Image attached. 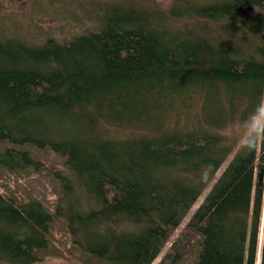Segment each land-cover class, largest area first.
<instances>
[{
	"label": "trees",
	"instance_id": "16d2710c",
	"mask_svg": "<svg viewBox=\"0 0 264 264\" xmlns=\"http://www.w3.org/2000/svg\"><path fill=\"white\" fill-rule=\"evenodd\" d=\"M143 1L111 0L68 43L0 40V179L42 175L60 197L0 182V264H153L209 187L157 264H264V142L216 178L241 138L221 123L264 99V0ZM198 99L187 132L105 134Z\"/></svg>",
	"mask_w": 264,
	"mask_h": 264
},
{
	"label": "rangeland",
	"instance_id": "374dc122",
	"mask_svg": "<svg viewBox=\"0 0 264 264\" xmlns=\"http://www.w3.org/2000/svg\"><path fill=\"white\" fill-rule=\"evenodd\" d=\"M110 1L111 0H0V40L4 38H19L33 46L43 45L48 38L55 39L61 43H68L74 37L94 30L97 25L98 14L101 13L100 17L105 14L108 5L106 3ZM120 1L122 2L123 0ZM143 2L166 11L174 5V2L170 0H145ZM179 23L183 25L186 24V21L181 20ZM213 32L217 35H221L220 32H226V30L219 27ZM200 99H198L199 102L195 100L194 104L188 108L187 100H185L182 103H174L173 106L167 107L165 110H154L153 113L151 112L152 122H147L148 120H146V122L137 121L128 126L108 127L105 129V134L112 138L124 139L145 132L159 135L174 129L187 132V125L190 124L189 122L193 118L192 116L200 111V107L198 108L199 105L201 106ZM221 125L220 132L223 135L233 139L236 137L241 138L239 139L240 141L235 151L218 171L216 178L226 169L234 158L238 148L243 143L242 135L244 123H241L238 118L227 119L225 122L223 121ZM66 169L67 168L60 161L56 163V170L58 172L62 170L66 171ZM39 177L42 179L39 181L34 180H38ZM17 178L14 175L5 176L3 179H0V182L3 184L8 183L7 185L12 188H14L16 182H18L19 186H24L28 191L30 189H37L35 186H37V182H39V184L41 183L46 187V190L43 189V195L46 196L47 205L51 208L55 207L60 197L53 192L55 187L46 182L44 176L33 174V176H31L33 180L22 175ZM31 181L33 182L31 183ZM210 190L211 188L209 187L191 208L153 264H157L162 259L173 243L182 234L183 229L188 225ZM60 193H62V191ZM38 194L41 195V193ZM70 196V199L74 200L78 196V193L70 194ZM184 245H187L186 241L183 243V246ZM36 264L82 263L76 259L70 261V259L50 257Z\"/></svg>",
	"mask_w": 264,
	"mask_h": 264
},
{
	"label": "clouds",
	"instance_id": "9594fccd",
	"mask_svg": "<svg viewBox=\"0 0 264 264\" xmlns=\"http://www.w3.org/2000/svg\"><path fill=\"white\" fill-rule=\"evenodd\" d=\"M242 140V148L249 150L264 142V99L244 121Z\"/></svg>",
	"mask_w": 264,
	"mask_h": 264
},
{
	"label": "water",
	"instance_id": "95a60500",
	"mask_svg": "<svg viewBox=\"0 0 264 264\" xmlns=\"http://www.w3.org/2000/svg\"><path fill=\"white\" fill-rule=\"evenodd\" d=\"M259 167H260V170L258 174V187L264 188V163L260 162Z\"/></svg>",
	"mask_w": 264,
	"mask_h": 264
},
{
	"label": "bare ground",
	"instance_id": "6f19581e",
	"mask_svg": "<svg viewBox=\"0 0 264 264\" xmlns=\"http://www.w3.org/2000/svg\"><path fill=\"white\" fill-rule=\"evenodd\" d=\"M150 106V105H149ZM143 111V110H142ZM157 112V111H156ZM227 114H229V113H227ZM192 125H193V123H192ZM82 200V199H81ZM83 201H85L84 199H83ZM83 203V202H82ZM87 203V202H86ZM90 203V202H89ZM84 205V204H83Z\"/></svg>",
	"mask_w": 264,
	"mask_h": 264
}]
</instances>
